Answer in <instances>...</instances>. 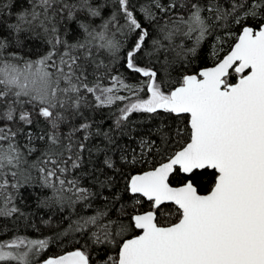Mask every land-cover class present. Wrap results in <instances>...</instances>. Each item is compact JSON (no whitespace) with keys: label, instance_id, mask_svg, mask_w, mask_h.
<instances>
[{"label":"snow or ice","instance_id":"obj_1","mask_svg":"<svg viewBox=\"0 0 264 264\" xmlns=\"http://www.w3.org/2000/svg\"><path fill=\"white\" fill-rule=\"evenodd\" d=\"M29 4L9 22L14 5L0 0V217L23 215L15 200L22 187L34 183L51 190L39 201L44 207L75 209L82 202L91 207L90 201L100 195L81 187L79 178L67 179L82 167L85 142L92 135H103L114 144L108 132L93 133L90 122L79 126L70 122L82 115L88 94L97 107L129 101L119 109L117 129L132 113L162 111L189 117L186 128L157 126L142 136L139 158L135 151L121 157L136 165L149 162L151 156L157 162L148 170L125 174L106 157L104 168L126 177L123 192L134 200L131 211L118 204L117 193L111 200L103 197L107 201L103 208L93 215L78 214L56 237L80 234L86 237L84 244L38 264H264V0H144L138 7L132 0H29ZM62 21L76 24L74 42L57 27ZM151 26L158 38L151 39L152 50L146 54H175L173 60L165 55L160 69L136 63L151 37ZM63 27L67 29V24ZM217 29L223 34L212 46V66L185 74L169 86L171 65L195 56ZM22 34L24 39L43 35L48 51L35 60L25 59L19 51L24 46ZM133 34L126 66L146 81L133 85L111 76V86H105L95 73L110 65L97 56L107 53L120 59L118 54ZM177 37L194 38L193 46L185 49L175 43ZM225 37L232 38L226 51ZM121 89L135 99L118 95ZM26 106L48 125L35 137L45 141V147L33 160L29 157L37 149L16 140L24 128L12 130L16 124H33ZM26 135L31 145L33 134ZM87 151L91 154L92 149ZM209 173L210 189L201 194L200 181ZM174 178L178 185L172 183ZM95 179L103 187L118 182L116 175ZM145 202L148 208L141 210ZM113 208L118 212L115 220L109 216ZM129 233L131 237L124 238ZM52 242L23 236L0 242V264H33Z\"/></svg>","mask_w":264,"mask_h":264},{"label":"trees","instance_id":"obj_2","mask_svg":"<svg viewBox=\"0 0 264 264\" xmlns=\"http://www.w3.org/2000/svg\"><path fill=\"white\" fill-rule=\"evenodd\" d=\"M6 2L14 5L11 8V15L7 16L9 22H14L18 12L23 11L30 6L29 0H6ZM142 2H144V0H132V3L137 5V7ZM179 11L183 13L184 9H180ZM138 18L141 19L142 23H145V25L148 26L147 22L143 20L141 14H138ZM100 22L101 21L99 20L97 21V23ZM161 22L163 23V21ZM65 23L67 24V29L63 27ZM249 23H251V21H249ZM57 27L61 28L62 31H67L66 38L70 43L74 42L78 36V29L74 22L62 21ZM149 31L151 37L146 41L145 50L137 54L136 63L141 67H154L160 69L161 65L164 63V56L167 55L169 60H173L175 59V54L169 52L166 54L156 53L152 56L147 55L146 53L152 50L151 39L158 38V32L155 26L149 27ZM222 34L223 30L217 29L202 43L195 56L188 55L186 59L176 60V62L168 69L169 86L175 84L176 81L179 78H182L185 74H193L203 67L212 66V46L216 44V36ZM135 38V34L127 38L125 47L118 54L120 57L118 60L112 59L107 53H102L97 56V59L103 61V64L110 65L109 70L106 71L101 67L95 73V75L102 76V82L105 86H111V81L109 79L111 76H120L126 83L133 85H140L142 81H146V78L141 74L133 72L126 66L125 55L131 48ZM21 39L23 40L24 46L19 51L20 55L25 59L35 60L48 51V45L45 43L43 35L24 39L22 34ZM225 39L227 42L223 44V49L226 51L229 44L232 43V38L225 37ZM175 43H182L183 47L187 49L193 46L194 38L193 40H188L177 37ZM223 54L224 51L221 52V55ZM92 78V76L89 77L90 80ZM233 80H235V77H233ZM117 94L135 99L130 92L124 89H121ZM139 95L141 97L145 96L144 92H140ZM128 102L129 101L127 100L123 102L117 101L115 104L108 107H97L93 96L88 94L86 96V103L82 105L80 109L82 115L77 116L74 119L70 118V122L76 126H79L81 123L90 122L92 124L91 131L93 133L99 129L101 133L108 132L114 140V144H108L103 135H92L90 139L85 142L87 149H92L91 154H89L86 149L83 153L84 160L82 167L71 171L67 176V179H72L74 177L79 178L81 187L90 188L93 192L100 193L99 196L90 201L91 207H84V203L87 202L77 204L75 209H70L67 206L61 209L60 206L55 204L44 207L39 201L50 196L51 190L42 189L35 183L33 185H26L20 189V195L15 200L16 205L24 214H16L11 217H0V242L13 239L16 236H23L30 239L52 238L53 242L50 244L49 248L41 253L37 261L33 262V264H38V262H42V260L48 256L61 255L68 251L75 250L76 247H80L84 244L86 237H83L80 234H75L74 236L70 233L68 236L59 239L56 237L58 233L63 232L68 227L71 220L77 218L78 214L93 215L97 209L103 208L107 203L103 197H107L108 200H111L112 193L115 192L120 197L118 204H125L131 211L134 205V200L130 198L129 194L123 192L126 177L122 179L120 178L119 173H114L107 168H104L103 160L106 157H110L114 162L115 167L125 174H135L142 170H148L157 162L156 159L151 156L147 158L149 162H142L136 165L125 163L121 157H130L133 154V151H135L139 158V144L142 136H146L150 130L157 126H166L169 129H174L176 127L186 128L189 117L188 115L177 117L175 114L164 113L162 111L156 114L132 113L129 120L124 122L120 129H117L114 126V122L121 115L119 109L124 107ZM26 107H28L29 111H32L33 124L30 127L16 124L12 126V130L16 131L18 127L24 128V133L19 134L16 140L21 146H33L37 149V151L29 157V160H33L40 155V151L45 147V141L35 139V137L47 131L48 125L43 118L39 117L36 112L31 109L30 106ZM29 131L34 137L31 145H28L26 135ZM61 131H66L65 126H62ZM80 135L82 134H78V138ZM186 135L187 133L185 132V136ZM178 146L179 145H176V147ZM97 148L102 149V151L97 152ZM101 169H103V171H101ZM32 175L36 176L35 171H33ZM106 175H116L118 182L114 186H101L95 177L103 180ZM211 175L212 174L209 173L200 181L201 194H206L209 191ZM179 182L178 179H172L174 186L178 185ZM9 191L12 190L9 189ZM147 208L148 204L145 202L142 205L141 210H146ZM165 215L166 212L161 213L162 220ZM109 216L114 220L117 219V209L113 208V210L109 212ZM122 219L124 222H127V217H123ZM170 219L174 222L175 216L173 215ZM131 235L132 233H129L124 238H130ZM76 241H79V243Z\"/></svg>","mask_w":264,"mask_h":264},{"label":"water","instance_id":"obj_3","mask_svg":"<svg viewBox=\"0 0 264 264\" xmlns=\"http://www.w3.org/2000/svg\"><path fill=\"white\" fill-rule=\"evenodd\" d=\"M210 67V66H209ZM182 115H187V114H182ZM207 194V193H206ZM65 254V253H64Z\"/></svg>","mask_w":264,"mask_h":264}]
</instances>
